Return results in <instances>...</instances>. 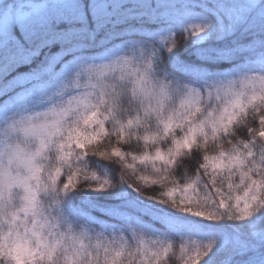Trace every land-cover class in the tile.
Returning <instances> with one entry per match:
<instances>
[{"label": "snow or ice", "instance_id": "1", "mask_svg": "<svg viewBox=\"0 0 264 264\" xmlns=\"http://www.w3.org/2000/svg\"><path fill=\"white\" fill-rule=\"evenodd\" d=\"M0 264H264V0H0Z\"/></svg>", "mask_w": 264, "mask_h": 264}, {"label": "trees", "instance_id": "2", "mask_svg": "<svg viewBox=\"0 0 264 264\" xmlns=\"http://www.w3.org/2000/svg\"><path fill=\"white\" fill-rule=\"evenodd\" d=\"M37 2H38V0H37ZM109 167L115 169L117 166H115V165H109ZM177 245H179V240L177 241Z\"/></svg>", "mask_w": 264, "mask_h": 264}, {"label": "rangeland", "instance_id": "3", "mask_svg": "<svg viewBox=\"0 0 264 264\" xmlns=\"http://www.w3.org/2000/svg\"><path fill=\"white\" fill-rule=\"evenodd\" d=\"M193 239H196V237H193Z\"/></svg>", "mask_w": 264, "mask_h": 264}]
</instances>
